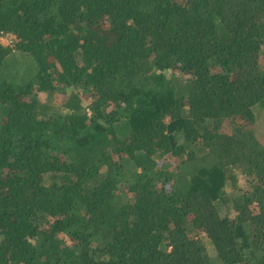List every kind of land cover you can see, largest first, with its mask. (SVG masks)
Instances as JSON below:
<instances>
[{"label":"trees","instance_id":"trees-1","mask_svg":"<svg viewBox=\"0 0 264 264\" xmlns=\"http://www.w3.org/2000/svg\"><path fill=\"white\" fill-rule=\"evenodd\" d=\"M8 34L0 264H264V0H0Z\"/></svg>","mask_w":264,"mask_h":264},{"label":"rangeland","instance_id":"rangeland-1","mask_svg":"<svg viewBox=\"0 0 264 264\" xmlns=\"http://www.w3.org/2000/svg\"><path fill=\"white\" fill-rule=\"evenodd\" d=\"M0 40H1V42H2V44H10L13 40H14V37H13V35H11V34H8V35H6V36H1V38H0ZM175 74V77H177V78H181L180 77V74H178V72H174ZM168 75H170V71H168L167 73H166V76H168ZM173 76V75H172ZM41 97H44V95H41ZM67 97V95L66 94H57L56 95V97H55V99L53 100L54 101V103H56V104H60V103H62L63 101H64V99Z\"/></svg>","mask_w":264,"mask_h":264}]
</instances>
